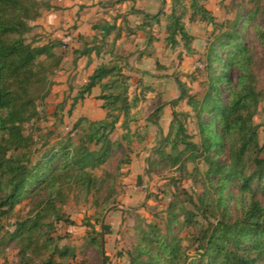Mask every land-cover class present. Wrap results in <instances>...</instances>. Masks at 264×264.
I'll return each instance as SVG.
<instances>
[{
	"label": "rangeland",
	"instance_id": "374dc122",
	"mask_svg": "<svg viewBox=\"0 0 264 264\" xmlns=\"http://www.w3.org/2000/svg\"><path fill=\"white\" fill-rule=\"evenodd\" d=\"M46 1L53 8L66 5L64 0ZM215 6L218 25L215 27L200 21L205 29L201 33V40L205 44L213 39L212 34L229 29L236 16L241 19L247 17L240 21L239 26L241 40L252 57L254 85L262 94L253 123L257 126L258 144L264 150V0H216ZM49 10L43 8L41 15ZM38 19L30 23L32 30L27 34L28 42L34 45L47 41L56 42L48 38L50 33L41 28L37 23ZM195 39L193 37L190 46ZM69 40L70 37L64 36L60 43L66 47ZM54 51L63 55V61L59 68L53 69L52 74L49 66H46L45 73L52 84L44 97L38 96L35 100L36 117L26 122L22 128L24 136L30 138V145L19 154L27 156L31 165L44 163L48 155L57 150L59 142L67 136L74 144L78 140V133L72 130V123L76 118L65 112L69 103L66 100L59 103L60 92L53 88L64 82L60 71L64 69L66 61L65 49L57 46ZM183 53L190 58L184 66L181 65L183 57L179 63L174 59L160 74L161 79L165 80V91L155 93V88H151L148 83L138 86L145 96L150 94V101L140 106L136 117L127 119L125 127L122 119L116 124L109 135L112 146L104 162L84 169L98 179L91 191L85 190L81 177L69 178V175L66 177L62 172L55 187H48L45 181H38L14 201L12 208L0 207V264H103L101 245L107 256L105 264H126L130 259L128 253L135 249L142 232L149 231V225L153 224L160 230L162 238L174 237L189 259L199 258L201 251H196L195 240L208 222L229 225L238 219L241 215L240 199H247L250 191L264 205V189L254 184L242 197L237 181H227V188L221 192V183L218 182L220 175L213 173L208 177L207 171L211 165L201 155L198 156L199 150L181 153L180 161L174 164L155 154V144L167 134L172 121L171 114L170 119L162 120V127L158 122L160 134L157 126L150 122L147 124L148 121L144 118L150 110L154 111L162 106L164 100L159 97L160 94H167L170 100L171 91L176 89L178 97L179 91L175 84L177 78L184 82L190 94L201 95L207 88L208 70L196 67L199 62H205L204 52L196 55L187 54L184 50ZM178 54L182 56V53H177L176 56ZM66 72L65 70V76ZM235 74L236 71H229V76L233 79ZM133 90L132 87L130 91ZM221 93L225 101L226 91L223 85ZM62 103L63 110H59L58 106ZM174 110L178 113L188 112V116L179 115V119L189 141L200 144L199 127L190 108L183 102ZM133 112L134 110L132 114ZM202 117L205 121L208 120L206 111ZM70 130L72 131L68 135ZM183 147L180 143L176 150H172L170 146L166 150L171 156H176ZM195 154L197 157H194ZM212 154L213 150H210L209 155ZM59 158L57 155L49 162V176L60 164ZM148 158L157 162L153 168L149 166ZM216 160L222 164L229 163L227 147L218 150ZM251 170L252 164L249 163L245 172L248 174ZM1 182L0 179V198L5 192ZM190 198L203 208V212L194 207ZM169 203L173 206L168 211ZM172 213L175 218L171 217ZM229 234L234 236L232 232ZM92 238L96 241H92ZM232 242L226 243L228 249H232ZM246 242L248 246L241 244L240 250L251 253L256 263L264 264V245L258 247L250 239ZM257 248L263 249L261 256H256L259 254ZM202 264L209 262L205 259Z\"/></svg>",
	"mask_w": 264,
	"mask_h": 264
},
{
	"label": "trees",
	"instance_id": "16d2710c",
	"mask_svg": "<svg viewBox=\"0 0 264 264\" xmlns=\"http://www.w3.org/2000/svg\"><path fill=\"white\" fill-rule=\"evenodd\" d=\"M201 1L170 0L171 9L166 18L170 21L172 29L164 42L171 48L179 47L180 41L186 53L192 54L190 43L193 36L189 35L184 27L187 10L190 11L189 21H204L215 27L218 25L215 15L206 9ZM43 8L49 10L52 7L46 0H0V179L5 189L0 198V207L12 208L14 201L38 181H45L48 187H55L62 172L66 177L69 175V178L81 177L85 190L91 191L98 179L84 169L104 162L112 146L110 133L121 119L125 127L129 117H136L139 112L135 110L140 102L144 101V91L141 92L138 88L141 83L130 91L132 82L131 76L125 73V57L122 52L114 49L116 33L109 49L113 53L112 59L95 67L88 82L82 85L73 97L67 112L71 115L75 104L82 101L92 88L98 86V99L102 100L104 118H76L72 123V130L78 133L76 144L67 136L64 141L61 140L63 142H59L57 150L51 152L44 163L31 165L27 156L22 157L19 152L28 149L30 145V138L22 133L23 125L36 117L35 100L38 96L44 97L52 84L45 73L46 66L51 69L50 74L53 69L59 68L63 55L57 54L54 49L57 46L65 47V44L59 41H47L38 45L28 42L27 34L32 30L30 23L41 16ZM160 14L153 18L156 19ZM246 19L247 17L241 19L236 16L229 29L212 34L213 39L205 44V62H199L202 68L208 70L207 88L203 94H190L184 82L175 79L179 95L169 102L172 121L167 134L159 138L153 149L158 157L170 160L173 164L180 161L181 153L189 150L194 153L199 150L198 156L201 155L204 161L211 165L207 171L208 177L213 173L220 175L218 182L221 183V192L227 188V181H237L242 192L241 197L252 184L264 189V150L258 144L257 126L253 123V116L262 94L254 85L252 57L248 47L241 40L239 23ZM112 31V27L105 28L100 36V44L73 49V63L91 51L99 55L106 44L107 35ZM157 40L158 38L151 34L148 37L150 44ZM181 57L178 54V63ZM215 64L217 66H214ZM156 65L160 67L157 62ZM232 70L236 71L234 79L229 76V71ZM222 85L226 91L225 101L221 93ZM183 102L190 108L199 127L201 140L198 145L189 141L185 127L179 119V115L186 117L188 112L178 113L174 110ZM63 104L58 106L59 110H63ZM205 111L207 121L202 117ZM161 112L160 105L147 118L148 122L157 126L160 134L158 122ZM180 143L184 146L183 150L178 155L171 156L166 150L167 147L176 150ZM224 147H227L229 154L228 164L216 160L218 150ZM210 150H213L211 156ZM57 155L60 156V164L49 176L47 166ZM194 157H197V154ZM147 162L151 168L157 163L151 158H148ZM249 163L252 164V170L247 174L245 169ZM249 193L247 199L240 197L241 215L238 219L229 225L208 222L207 226L202 228L195 240L196 251H201L199 258L189 259L174 237L162 238L160 230L153 224L149 225V231L142 232L135 249L128 253L130 259L126 264H202L205 259L209 264H258L251 253L240 250L241 244L248 246L247 239L258 247L264 245V205L255 199L254 193ZM190 201L203 212V208L197 206L196 202L192 199ZM172 206L173 204L169 203L167 210H171ZM171 217L176 216L172 213ZM231 232L234 236L229 234ZM231 240L233 246L228 249L226 243ZM92 241L95 242V238H92ZM257 249L259 254L256 256H261L264 250ZM100 253L105 264L107 256L102 245Z\"/></svg>",
	"mask_w": 264,
	"mask_h": 264
},
{
	"label": "crops",
	"instance_id": "0c3cea01",
	"mask_svg": "<svg viewBox=\"0 0 264 264\" xmlns=\"http://www.w3.org/2000/svg\"><path fill=\"white\" fill-rule=\"evenodd\" d=\"M66 5L60 8H51L46 14H42L38 19L41 28L50 33L48 38L59 41L64 37H70L66 44L64 69L60 71L64 77L63 84H56L54 91L60 92V100L68 101L66 115L73 97L80 87L88 82L89 76L95 67L102 63H108L113 53L109 50L115 34L114 49L122 52L126 64L125 73L131 76L132 87L140 83H148L151 88H155V93L165 91L164 81L160 74L169 66L172 60L176 59L177 53H182V66L190 59L184 55V49L179 41V47L171 48L164 40L170 33L172 27L166 15L170 13V0H64ZM216 0H202L204 7L216 15ZM186 6L188 4L186 3ZM161 13L156 19L153 16ZM190 11L185 12L184 27L187 33L195 37L191 44L192 53L196 55L204 51L205 43L201 40L203 29L202 23L198 20L189 21ZM112 27L113 31L107 35L106 44L102 47L99 55L91 51L87 56H82L73 63V49L90 47L93 44H100V36L105 28ZM156 36L157 41L148 43L149 35ZM195 56V55H194ZM63 61V60H62ZM156 62L160 66L156 65ZM161 68V69H160ZM65 70L66 76L64 75ZM172 69L170 70V73ZM67 77H69L67 79ZM100 93L99 87L92 88L91 92L82 101H78L71 110V117L81 116L91 120L104 118L105 112L101 108L102 100L96 99ZM172 98H177L176 89L171 91ZM150 94L144 95V101L140 102L135 111L140 112V106L150 101ZM163 97L162 120L171 118V107L167 94H160ZM153 99V98H152ZM167 99V100H166ZM166 100V101H165ZM167 102V103H166ZM84 105V107H80ZM150 110L145 119L147 120ZM149 122H147L148 124ZM163 129V128H162ZM147 130V129H146ZM149 130V126H148ZM153 146V145H151Z\"/></svg>",
	"mask_w": 264,
	"mask_h": 264
},
{
	"label": "built area",
	"instance_id": "2783aa9c",
	"mask_svg": "<svg viewBox=\"0 0 264 264\" xmlns=\"http://www.w3.org/2000/svg\"><path fill=\"white\" fill-rule=\"evenodd\" d=\"M196 67L202 68V64L201 63H198V64H196Z\"/></svg>",
	"mask_w": 264,
	"mask_h": 264
}]
</instances>
